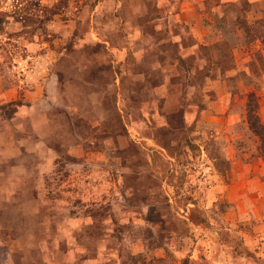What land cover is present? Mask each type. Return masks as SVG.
<instances>
[{
	"label": "rangeland",
	"instance_id": "374dc122",
	"mask_svg": "<svg viewBox=\"0 0 264 264\" xmlns=\"http://www.w3.org/2000/svg\"><path fill=\"white\" fill-rule=\"evenodd\" d=\"M264 0H0V264H264Z\"/></svg>",
	"mask_w": 264,
	"mask_h": 264
},
{
	"label": "trees",
	"instance_id": "16d2710c",
	"mask_svg": "<svg viewBox=\"0 0 264 264\" xmlns=\"http://www.w3.org/2000/svg\"><path fill=\"white\" fill-rule=\"evenodd\" d=\"M247 119L250 127L259 137L258 152L264 162V126L259 122L257 116H253L250 111L247 112Z\"/></svg>",
	"mask_w": 264,
	"mask_h": 264
}]
</instances>
